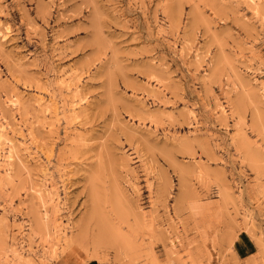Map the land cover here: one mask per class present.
<instances>
[{"label":"rangeland","instance_id":"obj_1","mask_svg":"<svg viewBox=\"0 0 264 264\" xmlns=\"http://www.w3.org/2000/svg\"><path fill=\"white\" fill-rule=\"evenodd\" d=\"M0 264H264V0H0Z\"/></svg>","mask_w":264,"mask_h":264}]
</instances>
